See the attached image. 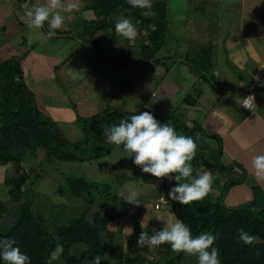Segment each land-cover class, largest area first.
Wrapping results in <instances>:
<instances>
[{
	"label": "rangeland",
	"instance_id": "374dc122",
	"mask_svg": "<svg viewBox=\"0 0 264 264\" xmlns=\"http://www.w3.org/2000/svg\"><path fill=\"white\" fill-rule=\"evenodd\" d=\"M167 1L169 14L171 15L169 19L174 22L171 21L169 25L170 29L166 38L164 53L156 55L160 57L158 62L163 70L160 73L157 70L153 72L151 70L153 67H149L151 62L144 61L140 55L142 45H147L150 40L148 28L143 26L139 20L130 18L137 28V33L131 40L117 33L114 29L117 35L118 50L110 48L111 42L109 41V36L106 35L113 33L112 28L96 32V38L98 37L99 41L97 46L102 50L103 59L97 56L91 43L83 44V36L80 38L76 35L79 32L76 22L80 19V16L88 19L94 18V13L92 10L83 9L85 1L82 2V0H79L80 7L78 9L64 13L67 24L71 22V25L66 27L64 24L61 27L65 26L68 30L66 31L67 34L72 31L75 37L71 38L66 35L61 37L51 36L49 38L45 37L43 40L41 37H43L42 33H45L44 30L29 29L19 19V13H21L19 0H0V11L6 10V16L0 14V59L7 57L9 54H15L17 57L18 53H24L28 49L27 47L23 49L21 45L25 37H27L28 41L36 44L42 40L34 49L40 52H44L43 49L47 50L46 48L49 47L48 51L53 52L54 50L67 48V46H63L67 43L72 46L74 42H80L75 46L77 49H72L64 56L72 59V62L66 65L68 68L65 67L66 69L71 67L72 71L66 70V74L62 73L68 78L67 84V79L63 81L62 78H59L61 77L60 73H57L58 75L56 76L51 72L45 75L40 71L39 65H36L37 73L34 72V77L33 79L30 78L29 83H31L30 87L37 91L36 98L39 109L41 108L53 119H55L56 115V122L71 142L85 139L82 125L77 122L78 116L89 117L116 107L130 114L134 110H148L153 112L159 120L163 119L164 121H168V116H171V120L178 119V122L173 124L176 131L193 136L197 144L196 153L192 160L189 161L196 171L197 155L201 151L199 146L202 140L206 138V135L202 136L203 134L196 135L194 133L195 129L193 126L195 125L191 124V116L194 115L191 112V106L186 107L187 105L182 102L183 94L178 92L177 94L174 93L175 95H171L172 93L169 92L171 90L168 88L164 89L165 86L161 90L162 85L160 86V84L164 81L173 87H175L173 84L180 85L185 90L186 95L192 94L188 99H192L193 102L198 99L200 89H203L208 94L220 93L218 91L221 88L220 86H222L223 90H229V93H234L239 88H248L246 92L252 91L255 94L252 106L261 101V97H257L256 94L258 85L253 82L256 80V82L261 83L264 79V0ZM25 2L28 3L26 8H29L37 0H25ZM41 2H44V0H41ZM113 15L111 16L115 17ZM187 18H194V24L189 21L184 23ZM58 43L60 45H57ZM80 46H82V49H80ZM7 47L11 49L7 51ZM125 48H128V50ZM84 49L86 54L82 58L74 59L81 57L80 53ZM129 49L131 51L127 56ZM26 54L27 52L24 53V55ZM32 56V54H27L29 58ZM194 56L196 57L194 58ZM90 57L100 69H110L113 65L112 67H116V70L119 67L122 73L111 74L112 81L117 84L116 86L107 80L102 81L107 85L100 84V82H96L94 85L93 82L95 83V80L92 81V79L89 80V83H85L84 86L86 87L83 88V91L86 92L88 90V92L83 95L87 99L90 98V102L87 101V103L79 92L82 89L78 90L73 85L74 81H78V78H80L79 75L85 71L83 68L84 64H81L78 60H81L82 63H87L90 62ZM188 57L192 59L190 60ZM40 59L37 62L35 57H32L31 61L34 63L50 61L49 57L41 56ZM188 61H190V64ZM60 65H63V63ZM91 67V64L87 66L90 74L92 73L90 72ZM65 68L62 67L64 71ZM167 68H169V72ZM165 71L168 73L164 74ZM194 71L198 74L197 77ZM124 76L125 78H123ZM225 78L234 80L235 84H230L229 89H226L229 83ZM76 84L81 87V82H76ZM50 88H58L60 91L56 90L57 92H55L54 90H49ZM161 91H164V93ZM94 93L99 98L94 97L93 99ZM160 93L167 95L163 97L164 99H161L162 95ZM81 98L83 102L79 101ZM231 101L232 99L228 97H222L220 106L218 102V107L230 111V117H234L237 111L234 110ZM155 105L158 110L155 109ZM201 116L202 113L197 111L196 117L198 120ZM183 124L187 125L188 129ZM209 140L205 144L206 149L209 151L207 150L208 152L206 153L202 151L205 155L200 154L199 162L201 164L207 163L210 167H213V165L216 167L217 157L220 158L221 154L218 151L214 153L216 150L215 139L209 138ZM215 142L218 143L216 140ZM216 147L218 146L216 145ZM194 160L196 161L194 162ZM230 164L224 167V174L227 171L228 173L230 172ZM211 172L214 177L213 183L218 185L222 177V171L218 167V169H212ZM142 173L144 172H141L139 166L132 163V159L126 156L124 149L120 145H112L110 154L92 160L65 161L56 158L47 159L45 149L41 147L35 155L28 154L19 167L12 162H0V229L7 227L14 218L18 203L13 201L10 190L18 184L22 185V182V188L30 190L29 199L31 200L32 209L39 211L45 217L51 230H55L57 225L68 223L79 216L89 203L85 199L86 196L83 199L68 192L65 184L67 176H82L98 181L101 185L109 183L112 187V195L98 194L96 201L89 209L88 217L90 220H94L97 217L102 218L105 213L111 215L112 219L108 224V228L115 233L111 237L101 224L98 222L95 224L94 221V225L99 229L98 234L102 237L101 241H103L102 243L105 247L104 257L106 264H120V260L125 258L124 254L126 251H124V248H126L127 240L139 229V226L136 225V218H139L140 223L144 218L143 230L147 231L145 228H151L148 230L149 232L153 228L159 229L163 224L162 217L158 214L150 215L153 212H150L145 217L143 215L138 216L136 209L132 206L133 204L124 200L129 190H135L141 200L147 203L152 201L153 206L157 210L162 207L161 205L160 208H157L155 202L163 191L167 197L169 188L172 186V180L165 176L164 178L166 179L161 177L148 182L142 178ZM25 176L27 177L24 182ZM235 179L233 176L230 182H234ZM165 182H168L167 185ZM239 183H242L241 180L238 183H231L224 194V201L227 199L228 191L234 185H241ZM225 184H229L228 181ZM161 197H164L167 202L165 196H160L159 198ZM147 207L148 212L153 210L150 205ZM162 208L164 209V207ZM130 227L133 231L127 235ZM122 240L123 244H121ZM118 242L119 244H116ZM86 249L87 245L84 242L76 243L71 247L70 255L75 259V264L88 262L89 256H83V252ZM170 252L177 253L167 243L151 249L145 246L141 253L139 252L142 257V262L140 263L163 264L165 261L163 259L164 255L167 256ZM181 253H183L181 258L177 259L178 264H194L196 256L185 252ZM177 254H180V252ZM143 258L145 259L143 260ZM65 263L66 260L63 255H61L58 262H54V264Z\"/></svg>",
	"mask_w": 264,
	"mask_h": 264
},
{
	"label": "trees",
	"instance_id": "16d2710c",
	"mask_svg": "<svg viewBox=\"0 0 264 264\" xmlns=\"http://www.w3.org/2000/svg\"><path fill=\"white\" fill-rule=\"evenodd\" d=\"M19 1V7L21 12H23L28 3L25 0ZM83 1H85L83 9L92 10L94 18L88 19L80 16V19L76 22L79 30L76 35L80 38L83 36V44L91 43L100 59H103V53L100 47L97 46L99 41L98 37L96 38V32L112 28L113 33L106 35L109 36V41L111 42L110 48L118 50L119 46L116 43L117 35L114 32V22L115 18L123 12L125 16L139 20L143 26L148 28L150 43L142 45L140 55L144 61L151 62V66L159 65L160 57L156 55L164 53L166 38L170 29L169 25L171 21L174 22L169 19L171 15L169 14L167 0L153 1L154 15L150 16L143 15V10L140 8H132L127 3V0ZM194 9L197 10L196 8ZM188 21L193 23L194 18H187L184 23ZM65 25L66 27L70 26L71 22L69 24L66 22ZM41 29L45 33L48 31L47 22ZM55 31L56 34L54 36L57 37L63 35L71 38L75 37L72 31L67 34L66 31L68 30L65 26ZM125 49L128 50V48ZM130 51L129 49L127 56ZM189 58L190 60L192 59L191 57ZM188 62L190 64V61ZM191 95L190 93L184 97L185 103L192 104L193 100L188 99ZM35 112L37 113L35 114ZM128 115H130L129 112L116 107L89 117L78 116L77 122L82 125L85 139L71 142L64 135L58 123L41 108L39 109L36 95L26 83L21 57L0 59V162H12L19 167L28 154L35 155L41 147L45 149L47 159L56 158L65 161L99 159L112 151V145L107 142L103 135V128L111 123H118L122 117ZM171 118V116H168V121L163 119L160 121L171 124L178 122V119L171 120ZM185 128L188 129L187 125ZM213 137L217 138L219 142V149L218 147L215 148L214 153L218 151L221 154L222 139L218 134H214ZM120 146L123 148L122 145ZM200 154H203V152H200ZM216 166L222 171L226 167L219 160H217ZM194 173L195 168H193L192 174ZM26 177L23 179L24 182ZM142 178L151 182L157 177L144 172L142 173ZM173 181L177 183L175 180ZM236 182L235 180L234 182H228L229 184L227 185L224 184L219 194L208 192L202 199L193 200L188 204H179L171 200L167 195L170 209L175 218L182 219L190 226L193 234L208 231L216 236L214 246H217L220 250L221 264H264V190L259 184H254L252 186V199L244 204L231 206L225 203L224 194L231 183ZM65 184L70 194L83 199L86 196L85 199L89 203L79 216L68 223L57 225L55 230L49 228L45 217L39 211L32 209L31 200L29 199L30 190L22 188L23 182L22 185L18 184L10 190L13 201L17 202L18 205L12 222L7 227L0 229V237H14L21 251L26 252L30 256L31 264H47L49 252L58 241L64 245L62 255L66 260L65 264L76 263L75 259L70 255V250L74 244L80 242H84L87 245L83 256H89L88 262L96 254L104 257L105 247L103 246V241H101L102 237L98 234L99 229L94 225V221L95 224L98 222L103 228H106L110 237L115 234L108 228V224L112 219L110 214L105 213L102 218L97 217L94 220H90L88 217L89 209L96 201L98 194L112 195L111 184L104 183L101 185L98 181L77 175L67 176ZM136 225L139 226V229L137 228L138 230L127 240L125 258L123 259L124 261L120 260V264H141L140 262H142L139 252L141 253L143 248L136 244L135 239L143 230L139 218H136ZM240 228L257 235L260 238V242L246 245L238 240L237 230ZM116 244H119V242ZM121 244H123V240ZM181 252L180 254H177L179 252L176 254L170 252L167 256L164 255L163 259L165 261L163 264H178L177 259H180L183 254ZM88 262L85 264H88ZM100 264H106L105 259L101 260ZM194 264H197V259Z\"/></svg>",
	"mask_w": 264,
	"mask_h": 264
},
{
	"label": "clouds",
	"instance_id": "9594fccd",
	"mask_svg": "<svg viewBox=\"0 0 264 264\" xmlns=\"http://www.w3.org/2000/svg\"><path fill=\"white\" fill-rule=\"evenodd\" d=\"M132 8L142 9L145 16L154 15L153 0H127ZM80 7L79 0H37L29 8L19 13V19L29 29H41L47 22L48 31L42 33L45 37L56 34L65 22V12ZM115 31L131 40L137 33L136 26L130 17L121 12L115 18ZM249 107L247 100L242 104ZM103 135L110 145H122L126 156L132 163L139 166L141 172L150 173L157 178L167 176L175 180L168 191V197L179 204H188L193 200L202 199L211 189L213 173L199 168L193 175V167L189 163L196 153L197 144L191 135L178 133L171 123L161 122L151 111L134 110L130 115L122 117L118 123L114 122L103 128ZM115 162V161H113ZM252 167L257 177L264 176V152L252 157ZM140 205L142 200L137 191L129 190L125 199ZM165 204V203H164ZM163 205V204H162ZM144 229V218L141 220ZM133 229L127 232L131 234ZM237 239L246 245L260 242V238L246 231L237 230ZM216 236L208 231L193 234L190 226L180 218L163 220L162 227L153 228L151 232L142 230L136 244L149 249L167 243L173 251L185 252L196 256L197 264H221L220 250L214 246ZM127 249L124 248V251ZM64 252V245L57 242L49 252L47 264L58 262ZM105 259L100 254L91 257L88 264H100ZM0 262L2 264H31V258L21 251L14 237H0Z\"/></svg>",
	"mask_w": 264,
	"mask_h": 264
},
{
	"label": "crops",
	"instance_id": "0c3cea01",
	"mask_svg": "<svg viewBox=\"0 0 264 264\" xmlns=\"http://www.w3.org/2000/svg\"><path fill=\"white\" fill-rule=\"evenodd\" d=\"M0 12H1L0 14L6 16V10H1ZM3 27H5V26H3ZM44 38H45V36L43 35V37H41V39L43 40ZM41 41H38V43H40ZM68 41H69V39H68ZM38 43L36 44L35 42L28 41L27 37H25V39L22 40L21 45H22L23 49H26V47L29 49V50L27 49L25 52H27V54H32L33 55L32 57H35L37 62L41 56L46 57V58L49 57L50 61L46 60L47 62L42 61V63H36V62L34 63L31 61L32 57L31 58L27 57V54L24 55L25 52L24 53L23 52L18 53L17 57L15 54H9L7 57H16V58L21 57L22 65L24 68L25 80H26V83L28 84L29 87L31 86V83H29L30 78L33 79L34 72H36V68H37L36 65H39L40 71L42 73H44L45 75H48L49 72H51L52 74L54 73L55 76L58 75L57 73H60L61 77H59V78H62L63 81L67 79L66 80L67 81L66 84H67L68 78L64 74H66V70L72 71L71 67H70V69H66V68H68V67H66V65H68L70 62H72V59H68L64 56H66L68 52L72 51V49H77L75 46L80 42H74V44L72 46H69V44L67 43V44L63 45V46H67V48H64L61 50L58 49L57 51L54 50L53 52L48 51L50 48L49 46H48L49 48H46L47 50L43 49L44 52L34 50L35 47L38 46ZM53 45H55V44H53ZM57 45H60V44L58 43ZM7 48H8L7 51H9L11 49L9 47H7ZM84 48H86V47H84ZM80 49H82V46H80ZM85 54H86V50L84 49V51H81V53H80L81 57L74 58V59L82 58ZM5 58H6V56H5ZM78 61L81 64H84L83 68L85 71H83L79 75L80 78H78V81H74L73 86H76L78 90H80V88H81L82 90H80L79 92L82 95L87 94L88 90H86V92H84L83 88L86 87V86H84L85 83L90 82L89 81L90 79H92V81L95 80V83L93 82L94 85L96 84V82L97 83L100 82V84L102 83L103 85H107V84H104L102 82V81H106V80L110 81L111 84H113V85L115 84V86L117 85L115 82L112 81L113 78H112L111 74L112 73L117 74L118 72L122 73V71L119 67L116 70L115 69L116 67H112L113 66L112 65L110 67V69H103L102 70L97 66V64L94 62V60L91 57H90V62H87V63H82L81 60H78ZM61 63H63V65H60ZM89 64H91V66H92L90 69V72H92L91 74L88 73L89 70L87 69V66ZM62 67L63 68L66 67L65 71L62 69ZM149 67H153L151 69L153 72L154 71L156 72V70L159 73L161 71H163L161 69L162 67L160 65H156V66L149 65ZM60 69L62 72L60 71ZM111 70H112V72H111ZM231 71H233V70L231 69ZM168 72H169V70H168ZM168 72L165 71L164 74H166ZM62 73H64V74H62ZM234 73H236V72L234 71ZM195 74L197 77L198 74L196 72H195ZM123 78H125V76ZM225 80L229 83L228 86L226 87V89H229L230 84L231 85L235 84L233 82L234 80H231L229 78L228 79L225 78ZM262 81L263 82H261V83L256 82V80L253 82L256 85H258L256 88V91H257L256 94H257V97H261V101H259L257 104H254V106H251V108H248V109L242 107V104H241L243 98L246 96V94L249 93V91L246 92V90L248 89L246 87H245L246 89H244V87H243L241 89L240 88L237 89L236 91H234V93H229L228 92L229 90L228 91L223 90L222 86H220L221 88H219V90H218L220 93H212V94L205 93V91L203 89H200L199 94H198V99H196V102H192V104H193L192 105L191 103H185V101H184V97H185L184 95H186L185 90H183L180 85L173 84L175 86V87H173V86L169 85L168 83H165L164 81H162L160 84V86L162 85V87L160 89L163 90V86H165L164 89L168 88L171 90V91H169L172 93L171 95H173L174 93L177 94L178 92L179 93L181 92V94H183V96H182L183 101L182 102L185 105H187L186 107L191 106V109H192L191 112L195 116V118H193L194 116H191V122H192L191 124L195 125V126H193L195 129L194 133L196 135H202V134H203L202 136L206 135V138H207V139L205 138L204 140H202V142L200 143V146L198 145L199 148L201 149V151H200L201 153H202V151H205V153L209 151L208 149H206V146H205V144L210 141L209 138H213L217 141V138L213 137V135L218 134L221 137V139H222L221 140L222 141V143H221L222 153L220 155V158H217V160H219L220 163H224V165H228L231 163L229 165L230 172L228 173V171H227L224 174V172L220 169L222 171V177H221L220 183L218 185L212 183V186H211V189L209 192H211L213 194L214 193L219 194L221 192L222 187L226 183V181L230 182L232 180L233 176L236 178L235 180L237 181V183L239 182V180H241L242 183H239L241 185H234L232 187V189L230 191H228V194L226 195L227 199L225 198L226 199L225 203L228 205H231V206H238V205H241V204L248 202L253 197L252 186L254 184H259L264 190V176L257 177L255 175V170L252 167V157L259 152H264V110H263L264 109V79ZM76 82H81V87L80 86L78 87L79 84H76ZM68 87L71 88L69 85H68ZM31 89L34 91V93L36 95L37 94L36 89H33V88H31ZM49 90H54L55 92L60 91L58 88H50ZM161 92L164 93V91H161ZM194 92H195V90H194ZM94 94L95 95L93 96V99H94V97L99 98L96 95V93H94ZM85 95H83V99L86 102L87 101L90 102V98L87 99V97ZM160 95H162V93H160ZM165 95H167V94L162 95L160 98L164 99L163 97H165ZM222 97H228V98L232 99L231 102L234 106V110L237 111L236 114H234V117H230V111H226V110L218 107V102H219V106H220V102H221ZM79 101L83 102L82 98ZM76 106H78V105L76 104ZM155 109H157L156 105H155ZM197 111L202 113V116H201V118H199V120L196 117ZM186 114H188V113L186 112ZM226 118H229V119L226 120ZM54 120L55 121L57 120L56 115H55ZM225 120H226V122H225ZM215 140H214V145L216 144L219 147V142L217 141L218 143H216ZM216 145H215V148H217ZM197 159H198L197 169L199 168V170H201V171L205 170V166H206L207 170H209V171H211L212 169H218L217 166L215 167V165H213V167H214L213 168V167H210V165L207 163L201 164L199 162V159H200L199 154L197 155ZM195 161L196 160H194V162ZM195 173H196V171H195ZM195 173L193 175H195ZM163 179H166V178L163 177ZM160 183H161V180H160ZM167 183L165 182L166 185H167ZM163 184H164V182H163ZM173 184H175V183L172 180L171 185H173ZM160 196L166 197L165 192L164 191L161 192L159 197ZM159 197H157L156 202H159V200H160ZM166 199H167V202H165V204L162 205V207H164V209L161 207L160 209L157 210L153 206L152 201L147 203L144 200H142L140 205L133 204L132 206L134 209H136V213L138 214V216L143 215L145 217L150 212H153L150 215L152 216L154 213L158 214L160 217H162L161 220L163 223V220L175 218L172 210L170 209L169 200L167 197H166ZM148 205H150L153 210H149V212H148V207H147ZM145 229H147V231H148L151 228H145Z\"/></svg>",
	"mask_w": 264,
	"mask_h": 264
},
{
	"label": "built area",
	"instance_id": "2783aa9c",
	"mask_svg": "<svg viewBox=\"0 0 264 264\" xmlns=\"http://www.w3.org/2000/svg\"><path fill=\"white\" fill-rule=\"evenodd\" d=\"M254 97H255L254 92L249 91V93L246 95V97L244 98V100L242 102V104H243L247 100V102L249 104V107H245L243 105H242V107L247 108V109L248 108H251V106H252V100L254 99ZM165 202H166L165 198L164 197H161L160 200H159V202H156V207L157 208H160L161 205L164 204Z\"/></svg>",
	"mask_w": 264,
	"mask_h": 264
},
{
	"label": "water",
	"instance_id": "95a60500",
	"mask_svg": "<svg viewBox=\"0 0 264 264\" xmlns=\"http://www.w3.org/2000/svg\"><path fill=\"white\" fill-rule=\"evenodd\" d=\"M37 112H35V114H36Z\"/></svg>",
	"mask_w": 264,
	"mask_h": 264
}]
</instances>
